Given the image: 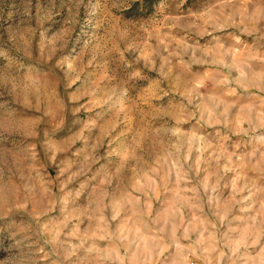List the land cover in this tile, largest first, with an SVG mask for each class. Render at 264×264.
<instances>
[{"label":"rangeland","instance_id":"374dc122","mask_svg":"<svg viewBox=\"0 0 264 264\" xmlns=\"http://www.w3.org/2000/svg\"><path fill=\"white\" fill-rule=\"evenodd\" d=\"M0 264H264V0H0Z\"/></svg>","mask_w":264,"mask_h":264}]
</instances>
